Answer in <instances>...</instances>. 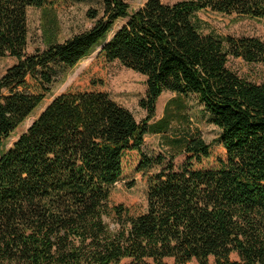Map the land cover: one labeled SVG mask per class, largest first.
<instances>
[{"label":"trees","instance_id":"trees-1","mask_svg":"<svg viewBox=\"0 0 264 264\" xmlns=\"http://www.w3.org/2000/svg\"><path fill=\"white\" fill-rule=\"evenodd\" d=\"M102 1L101 15L87 12L91 28L27 53V8L56 11L72 0H0V57L16 59L0 75V264H264V83L227 67L230 56L261 62L264 42L203 34L196 22L203 10L262 19L264 0H147L135 10ZM96 50L102 64L145 77V117L137 121L92 73L4 149L59 69ZM163 92L174 96L154 120ZM190 96L218 138L182 133L166 140L173 156L150 157L145 136H165ZM175 154H184L180 166ZM137 177L147 183L145 209L112 191Z\"/></svg>","mask_w":264,"mask_h":264},{"label":"rangeland","instance_id":"rangeland-1","mask_svg":"<svg viewBox=\"0 0 264 264\" xmlns=\"http://www.w3.org/2000/svg\"><path fill=\"white\" fill-rule=\"evenodd\" d=\"M130 10H135L144 5L147 0H124ZM164 3L173 4L182 0H161ZM89 10H96L102 14V0H72L68 8L45 11L43 9L28 7L27 27L28 43L27 53L43 50L49 41L64 42L73 35L91 28L95 22L87 16ZM125 19H119L108 34L111 37ZM196 22L203 34L213 36H251L264 42V18L254 19L241 17L235 14L226 15L210 10L199 11L196 14ZM98 50L81 60L74 68H60L58 79L52 93L39 105L11 134L5 142V148H9L17 137L24 132L40 112L62 91L70 87H83L92 73L102 75L105 88L111 98L119 105L132 112L137 121L145 117V110L139 105L141 98L145 96V77L121 65L118 61L102 64L97 57ZM16 59L10 56L0 57V75L13 65ZM227 67L239 77L253 82L264 83V59L261 62H246L242 58L230 56ZM171 92H163L156 104L154 120L163 115L165 102L173 97ZM186 108L182 110L183 116L175 118L171 122L170 131L162 136L150 133L145 136L144 151L150 157L164 155L166 158L173 156L174 150L166 144L167 138L187 133L188 136H200L206 142H213L218 138L219 129L212 122L211 115L204 110L194 96L185 98ZM184 154H175L173 162L176 166L183 163ZM159 170L158 166L153 171ZM112 191L119 197H125L133 201L139 208L145 209L147 205V183L137 177L133 186L128 187L124 182L113 185ZM235 258V255H232ZM172 264V260H168Z\"/></svg>","mask_w":264,"mask_h":264}]
</instances>
